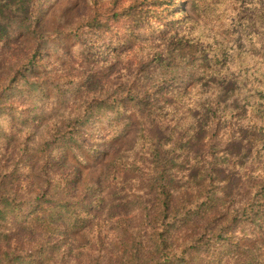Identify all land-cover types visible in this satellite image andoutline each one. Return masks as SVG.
<instances>
[{
	"label": "trees",
	"instance_id": "1",
	"mask_svg": "<svg viewBox=\"0 0 264 264\" xmlns=\"http://www.w3.org/2000/svg\"><path fill=\"white\" fill-rule=\"evenodd\" d=\"M44 1L0 0V42L19 46L4 13L17 6L30 18ZM74 34L103 38L122 62L72 59L48 73L76 96L67 122L47 124L37 142L2 118L30 107L17 91L50 82L31 77L42 58L35 49L0 59V264H264V0H93ZM118 115L107 138L137 116L141 154L116 159L98 183L105 195L93 196L65 150L93 117ZM92 210L98 222L137 211L141 222L113 229L105 260L85 246L77 262L69 232L92 233ZM100 230L91 249L105 240Z\"/></svg>",
	"mask_w": 264,
	"mask_h": 264
},
{
	"label": "rangeland",
	"instance_id": "2",
	"mask_svg": "<svg viewBox=\"0 0 264 264\" xmlns=\"http://www.w3.org/2000/svg\"><path fill=\"white\" fill-rule=\"evenodd\" d=\"M92 3L93 0H46L39 5L40 7L37 4L34 10L38 8V12L35 14L33 12L30 18H27V15H29L27 12H20L17 6L16 9L11 8L8 12L4 13L5 16L1 20L9 29L13 28L11 37L19 42V46L16 48L0 42V59L4 62L13 60L10 52H16V55L27 53L29 57L37 49L38 56L42 58L39 63L42 67H36L31 77L39 78L47 76L46 79L50 80L49 83L43 84L42 86H34L35 91L33 95H29L28 92L17 91L16 95L19 99L23 97L25 105L30 107L10 111L5 114L6 116L2 118V122L6 123L7 132L15 133V129H20V134L24 138H29V141L34 143L40 140L41 134L47 128V124L55 125L65 121L62 117L65 111H70L69 108L74 101L76 91L73 88L74 86H72L73 83L70 84L72 87H67V85L63 86V93L57 91L53 87L57 81L49 78L48 73L52 71H60L59 73H62L63 71L61 70L69 66L71 67L72 59L80 61L86 58L90 60L91 65L98 59H104L106 57H109V61L117 60L118 64L122 62V54L107 51L103 38H99L98 36L89 37L88 34L82 38L75 36L74 32L77 31L82 23L84 15L90 12ZM187 9H190V7L187 6ZM178 14L183 13L179 12ZM106 40H109V38H106ZM41 63L44 64L42 65ZM115 75L119 76V73L117 72ZM24 93L27 96L22 95ZM124 116L126 117L127 114ZM119 119H122L119 115L117 119L93 117L86 125L84 139L75 143L73 149L67 148L65 150V153L67 152L69 156V162L78 171L79 178L77 182L82 184V187L86 184H93L92 188L89 187L86 189V192L90 191L88 189H92L94 191L93 196L96 193L105 195L106 189L101 188L99 190L98 183H101V185L106 183V177L111 171V167L114 166L113 162L116 159L124 156H139L141 154L139 147L136 146L138 130L140 129V122L137 116H131V120L127 123L125 132L122 135L107 138L105 130L108 128L107 122H110V120H116L115 122H117ZM159 132L161 135L164 133L163 130H159ZM93 146H95V149L90 150ZM198 148L201 149L202 146L198 145L195 147V149ZM166 149H170V145L163 147V150ZM231 152H240V144H233ZM185 166H187L186 163L183 164V167ZM182 173L183 170L181 171ZM222 173L224 175H230L228 167L224 168L220 174ZM231 180L233 184L236 183V177L233 175L231 176ZM119 202V200H116L115 203ZM105 211L113 213L119 212L120 206L117 204L114 207L106 205L105 208L100 209V211H95V213L102 214ZM95 213L93 212L94 218ZM106 218H109V216H106ZM115 218L107 220L108 223L106 220L98 222L95 218L94 222H98L101 227L100 225L93 224L94 222L91 219L90 224H93L91 225L93 228L92 233H85L84 230H73L69 232L72 255L75 257L77 253H80L77 262L83 260L82 252L85 250L83 249L85 246L89 247V258L90 256H95L100 257V260H105V256L109 254L110 244L116 239L113 229L118 225L123 226L124 222L122 220L141 222L138 211L136 215L129 218ZM99 228H101L100 231L105 237V240L103 244L99 243L98 248L91 249L93 242L88 243L89 239L94 237V231L99 230ZM69 264H75L74 259H71Z\"/></svg>",
	"mask_w": 264,
	"mask_h": 264
}]
</instances>
